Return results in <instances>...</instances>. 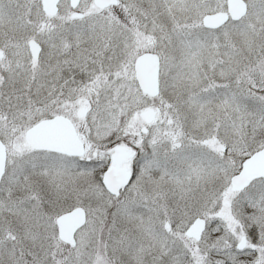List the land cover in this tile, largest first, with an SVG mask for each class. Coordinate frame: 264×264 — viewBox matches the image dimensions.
Returning a JSON list of instances; mask_svg holds the SVG:
<instances>
[{
	"label": "snow or ice",
	"instance_id": "obj_1",
	"mask_svg": "<svg viewBox=\"0 0 264 264\" xmlns=\"http://www.w3.org/2000/svg\"><path fill=\"white\" fill-rule=\"evenodd\" d=\"M0 264H264V0H0Z\"/></svg>",
	"mask_w": 264,
	"mask_h": 264
}]
</instances>
